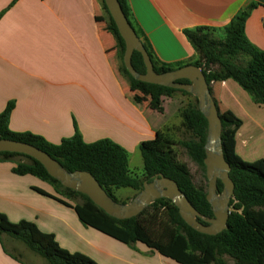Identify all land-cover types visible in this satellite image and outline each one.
I'll return each mask as SVG.
<instances>
[{
  "label": "crops",
  "instance_id": "0c3cea01",
  "mask_svg": "<svg viewBox=\"0 0 264 264\" xmlns=\"http://www.w3.org/2000/svg\"><path fill=\"white\" fill-rule=\"evenodd\" d=\"M129 4L135 23L166 63L198 60L185 31L207 27L221 38L243 12L249 13L247 39L264 51V0ZM114 47L99 0H0V115L14 103L10 130L52 144L73 137L76 130L88 144L109 139L128 152L131 173L144 175L143 144L174 146L173 107L165 103L162 112L135 101L118 72ZM213 90L222 116L239 123L226 132L228 159L264 173V105L256 104L234 80L216 82ZM15 166L0 162V213L11 222H33L55 235L62 248L98 264H182L162 252L159 238L138 236L130 246L128 235L91 205L67 199L36 176L14 173ZM4 242L19 260L0 238V264H30Z\"/></svg>",
  "mask_w": 264,
  "mask_h": 264
},
{
  "label": "trees",
  "instance_id": "16d2710c",
  "mask_svg": "<svg viewBox=\"0 0 264 264\" xmlns=\"http://www.w3.org/2000/svg\"><path fill=\"white\" fill-rule=\"evenodd\" d=\"M119 2L127 17H130L128 0H119ZM101 3L108 16L107 31L117 42L118 54L122 62L118 72L128 79L130 86L150 96L153 105H156L162 97H173L179 92L187 95L185 91L137 81L130 75L123 61L125 41L107 6L102 0ZM248 17V12L236 17L225 29V36L221 38H216L213 34L214 30L207 27L185 31L184 34L198 55L196 64L205 63V73L209 83L234 80L252 96L256 104L264 105V51L252 45L246 37L245 27ZM149 53L158 73L175 70L184 64L161 63L151 49ZM242 59H246L245 63ZM133 66L140 73L146 72L143 57L137 52L133 56ZM135 101L139 103L141 99L136 97ZM14 107V103H10L0 115V139H11L33 145L50 154L70 172L91 173L106 192L118 202L121 201L114 194L116 190L132 189L140 192L145 181H152L157 174H163L179 184L181 190L201 214L208 218L214 217L212 207L207 201L205 144L208 123L198 109L197 103H189L181 110L183 128L190 136L180 145L190 159L204 171L207 185L203 186L196 185L192 176L179 168L171 148H160L156 146L157 143L154 145L146 143L141 146L144 175L138 177L130 171L128 152L109 139L88 144L76 130L73 137L64 139L60 144H52L43 137L31 133H14L9 128ZM221 118L224 125L225 147L227 130L238 126L239 123L227 121L222 114ZM17 157L26 158L28 162H16ZM8 161L16 164L14 173L36 176L52 185L57 193L67 199L80 203L83 207L91 205L93 209L99 208L88 196L65 188L34 158L17 153H0V162ZM228 161L232 166L231 178L236 190L231 202L229 229L217 236L205 235L191 228L169 199L157 200L140 216L128 220L112 218L101 208L99 209L102 212L97 211L128 235L130 246L136 245L138 236L150 241L159 238L162 252L173 256L182 264H264V173L254 166L231 162L229 159ZM223 188L220 182V192ZM0 238L8 253L10 252L5 247V239L8 242L22 243L46 264H98L84 254L71 253L62 248L55 235L42 232L35 223L30 221L13 223L2 213H0ZM11 255L19 260L18 257Z\"/></svg>",
  "mask_w": 264,
  "mask_h": 264
},
{
  "label": "water",
  "instance_id": "95a60500",
  "mask_svg": "<svg viewBox=\"0 0 264 264\" xmlns=\"http://www.w3.org/2000/svg\"><path fill=\"white\" fill-rule=\"evenodd\" d=\"M102 1L125 41L126 50L123 61L130 75L143 83L185 91L187 95L181 92L177 94L191 97L193 100L191 103H197L198 109L207 120L208 132L205 144L207 201L212 207L214 217L208 218L201 214L181 190L179 184L163 174H157L152 181H145L143 190L134 192L130 201L122 203L113 199L91 173L70 172L50 154L33 145L11 139H0V153H17L34 158L65 188L88 196L95 205L112 218L118 220L136 218L157 200L169 199L179 209L182 219L194 230L209 236L223 233L229 229L231 202L235 196L236 185L231 178L232 166L225 153L224 125L213 90L215 82H208L204 62L202 65H197L196 61L188 62L175 70L158 73L151 59L150 49L161 63L168 65H177V63H166L158 58L146 36L134 21L129 0L130 17L125 14L119 0ZM136 52L143 57L145 73H140L133 66V56ZM220 182L224 186L221 192Z\"/></svg>",
  "mask_w": 264,
  "mask_h": 264
},
{
  "label": "rangeland",
  "instance_id": "374dc122",
  "mask_svg": "<svg viewBox=\"0 0 264 264\" xmlns=\"http://www.w3.org/2000/svg\"><path fill=\"white\" fill-rule=\"evenodd\" d=\"M100 2V11L103 15V23L105 26V30L107 31V25H108V16L105 13V11L102 8V3L101 0H99ZM107 33L112 37V39L114 40V48L116 51V58H117V64L118 67L119 65H121V59L119 57L118 54V46H117V42L115 40V38L112 36V34H110L108 31ZM214 36L216 38H219L218 36H216L215 33H213ZM246 59H242L243 63H245ZM123 80L125 81L126 86L129 87L130 92H132L135 95V98H140L141 102L145 101L147 103H150V105H153L151 102V97L148 95H144L143 93H141L140 91L133 89L130 86V83L128 81V79L126 77H123ZM170 99L172 102H170ZM193 102L191 97L188 96H183L182 94H176L173 97H162L159 102L156 103V109L157 110H161L162 112L164 111V107L163 104H165L166 108H171L173 107L171 113H170V117L172 118L171 123H173L171 126L172 128L171 130V134L172 137L174 138L175 142H174V146L171 148L172 152L175 154V158H176V162L179 166V168L181 170H183L184 172L190 174L193 178V181L195 182L196 185L198 186H203V185H207V180L205 178V173L204 171L195 163L193 162L190 157L188 156L187 152L181 147L180 143L184 140H187L189 138V133H187L185 131V129L183 128V120L182 123L180 124L179 119L181 117V110L183 108H185L189 103ZM174 115V116H173ZM178 115V116H177ZM180 117V118H179ZM15 161L19 162H28V159L23 158V157H17L15 158ZM137 166V164H136ZM132 170H134V165H132ZM143 177V175L141 176ZM116 198L121 201V202H128L134 195L133 190H129V189H121L120 192H118L117 190L114 192ZM170 206V205H169ZM171 207V206H170ZM96 210H98L99 212H102L101 209L99 208H95ZM9 244L11 245V248H14V251L16 254L20 255L21 257H23L24 260H26V262L30 263V264H46L45 261H43L42 259H40L39 257L35 256L33 253H31L22 243L19 242H14V241H9Z\"/></svg>",
  "mask_w": 264,
  "mask_h": 264
}]
</instances>
